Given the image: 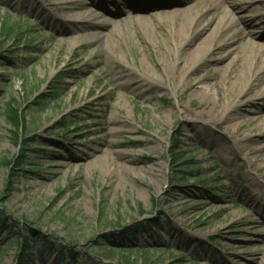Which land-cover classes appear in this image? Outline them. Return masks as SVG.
I'll use <instances>...</instances> for the list:
<instances>
[{
    "label": "rangeland",
    "instance_id": "1",
    "mask_svg": "<svg viewBox=\"0 0 264 264\" xmlns=\"http://www.w3.org/2000/svg\"><path fill=\"white\" fill-rule=\"evenodd\" d=\"M67 1L0 0V219L10 225L0 229V244L26 223L38 231L28 239L36 249L31 264H239L235 252L250 248L261 252L259 264L264 93L254 95L257 52L245 38L255 31L264 48V0H94L123 18L97 42L73 29ZM80 1L102 14L92 0ZM128 1L149 4L150 15L137 21L144 36L129 29L136 21L124 11ZM185 10L202 19L201 29L212 18L229 34L209 38L176 76L180 50L193 44L181 46L155 21L173 29L180 18L173 14L187 17ZM230 59L231 71L221 70ZM190 70L214 83L208 103L201 93L181 96ZM55 81L57 97L34 111ZM231 91L242 94L228 104ZM8 106L27 114L19 139ZM230 110L236 116L226 122ZM63 121L71 122L68 131L58 130ZM176 142L192 168L172 166ZM176 169L184 181L173 180ZM144 223L154 227L139 233ZM16 253L17 244L0 247V264H19Z\"/></svg>",
    "mask_w": 264,
    "mask_h": 264
},
{
    "label": "bare ground",
    "instance_id": "2",
    "mask_svg": "<svg viewBox=\"0 0 264 264\" xmlns=\"http://www.w3.org/2000/svg\"><path fill=\"white\" fill-rule=\"evenodd\" d=\"M94 3L95 1L92 0L90 1V3ZM129 2V1H128ZM125 2V4L127 5L126 9L124 10L125 13H128L127 16L130 17L131 19H135V23H134V27H131L129 29H131L133 31V34H136L137 36H144V33H141V29H144V27H142L137 21L141 20L142 17L145 15V13H149L148 12V5L146 4L145 6H142L143 4H139V5H133V3L131 2ZM68 4V8L69 9H75L73 12H69V16L72 17L75 22L73 23V25L71 26V28L73 27V29L75 30H82L83 32H90V33H94V41L97 42L99 41V36L100 34L102 35L104 33V31H109L110 33H115L116 32V28L118 27L116 25L117 20H122L123 18L120 17V13H122L121 10H117L115 9L114 11L109 10L110 8H105L103 7L100 3L95 2L93 5L95 7L100 8L102 14H100L99 16H95L92 13L91 9L88 8H84L83 3L80 0H68L67 3H63L62 5ZM147 9V10H146ZM200 10L197 11V14H200ZM186 13V10H185ZM188 14V12L186 13ZM150 15V13H149ZM178 16L179 22L177 23L176 20V25L173 29H170L168 27H165L162 23L155 21V25L157 26V28L161 29L163 31V33L166 36L172 37L173 35L177 36V39H180V44L181 46H188L191 43L193 44L192 47L190 46V48H182L180 50V59L178 61L175 62L173 69L176 71V76H180V75H184L189 69L190 67L194 64L195 62V58L193 57L194 54L196 52H199L198 50H200V46L201 45H205L206 42H212L214 38H216L217 36H219V38H222V41L225 39L226 36H228V31H226L225 28V23H213V19L211 18L210 20L207 21L206 26L201 29L200 25L202 24V19L197 18V15H190L188 14L187 17L185 16V14L182 12L180 14H173ZM152 16V15H151ZM174 16V17H176ZM111 23V24H109ZM138 23V24H137ZM110 27H107V26ZM226 25H235L234 22H230V23H226ZM126 28V27H125ZM128 28V27H127ZM237 33L240 34H245L244 31H242L240 28L236 29ZM173 34V35H172ZM172 35V36H171ZM246 38H245V44L249 45L251 47H253L257 54H255L254 59L257 61L258 67L257 69H254L252 72V77H253V82H254V88L257 89V91H254V95H261L264 93V82L262 80H264V48L262 47V44L259 42H256L255 40H253L254 38L258 37L257 33L255 31H250L247 30L246 33ZM199 36V37H198ZM197 38V39H196ZM264 41V38H263ZM264 43V42H263ZM209 46V45H208ZM210 49V46L206 49L207 51ZM205 50V51H206ZM205 51H200L201 54H204ZM221 58H223V56H220ZM233 59L228 60L227 62L223 63L220 67L221 70H228L230 65L233 63ZM233 67H231L229 69V71H231ZM168 69H171L170 65H164V70L168 71ZM193 71L199 72V69H192ZM190 70V72L192 71ZM216 70H218V68H216ZM188 72L185 75V80L187 82V87L186 90L189 91H182L181 92V96L182 97H186L188 96L190 93H196V94H204V98L205 101L208 103L209 98H210V88L214 85L213 82H209L208 84H203L201 83L203 77L198 76L195 77L193 75V73ZM228 72V71H227ZM143 74L147 76V78L149 80H152L153 82H157L159 79L157 77H155L153 75V71L151 70H147L144 69L143 70ZM217 73L215 72L214 75H216ZM204 76H206L208 78L207 75L203 74ZM215 78L218 77L214 76ZM260 81H262V83L260 84ZM252 82V81H251ZM139 86V84L137 85ZM259 90H263V91H259ZM142 92V91H139ZM249 92V91H247ZM242 94V91H231L230 93H228V104H232L235 99H237L238 97H240V95ZM207 107V106H206ZM234 111H229L224 118V121H229L231 118H234L236 115H234ZM257 116L255 117H251L249 120H256ZM232 120V119H231ZM230 120V121H231ZM242 123L239 122L237 123V126H241ZM261 176L264 175V169L261 170ZM260 186H264V183L261 184ZM262 196L259 197V205L262 206L259 208L260 212H263L264 214V188L262 187ZM264 219V216H263ZM264 223V220H263ZM261 233H264V228L263 231H260ZM261 241V240H260ZM260 245H263L262 248H260L262 251H264V241H261ZM238 248H234V251H237ZM243 249H248V248H241ZM241 250V251H242ZM243 255L237 254L235 252L234 255H236L239 258L238 263L239 264H256L255 262L256 257H259V255H261V252L258 250H253L252 248H250L249 250H247L246 252H243ZM255 261V262H254ZM259 264H264V256H261L260 260H259Z\"/></svg>",
    "mask_w": 264,
    "mask_h": 264
},
{
    "label": "trees",
    "instance_id": "3",
    "mask_svg": "<svg viewBox=\"0 0 264 264\" xmlns=\"http://www.w3.org/2000/svg\"><path fill=\"white\" fill-rule=\"evenodd\" d=\"M60 81H55V84L51 85L50 91L51 94L45 95V96H41L39 98L36 99V102H34L33 104L36 105L38 108L33 109L34 111H38L40 110L39 108L44 104L45 100H49V99H53L57 97V93L60 89ZM6 120L7 123L9 125L10 128V132L13 134L15 139H19V137L17 136L18 132L21 131L22 128V124L24 122L25 117L27 116V114L25 112H23L22 110L20 111H16L15 109H13L12 106H8L7 110H6ZM72 126L71 122L67 123L65 121L61 122L58 125V130L60 131H64V130H69L70 127ZM21 139V137H20ZM21 149L25 148V145L27 144L26 142V138H23L21 140ZM171 164L172 166H182L185 170L187 168H192V165L188 166L190 164V161L188 160V158H184V156H182V149L180 147L179 143H174L171 147ZM23 156V155H21ZM20 156V157H21ZM171 166V167H172ZM13 170L16 171H22V169L20 168H15L13 165ZM173 180L175 181H184L185 177L183 175H181L183 173L182 169H176L173 170ZM13 176H16L17 173H11ZM10 184L7 182L5 185V188H9ZM153 223H144V224H140L138 225L137 229L139 233H143V232H148L150 229H152V226L154 227V225H152ZM10 229V225L7 226L6 222L3 219H0V229ZM22 232H17L11 239H9L6 243L0 244V247L7 245L9 243L12 244H17V253H16V262H18L19 264H31L32 259H33V252L31 251V249H35L32 247V245L29 242V237H37V233L35 229L31 228V227H27L26 223L22 224ZM126 231H128V229L125 227L123 228V233H127ZM126 241L130 242V244H134L133 239L130 238H126ZM126 248V247H124ZM50 249V248H49ZM127 249H131L128 248ZM134 249H137V247L135 246ZM36 250V249H35ZM109 252H111L112 248L108 247ZM146 250V249H143ZM165 251V250H164ZM167 252V251H166Z\"/></svg>",
    "mask_w": 264,
    "mask_h": 264
}]
</instances>
